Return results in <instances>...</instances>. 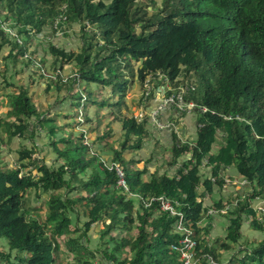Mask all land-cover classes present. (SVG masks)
I'll use <instances>...</instances> for the list:
<instances>
[{
    "label": "trees",
    "instance_id": "obj_1",
    "mask_svg": "<svg viewBox=\"0 0 264 264\" xmlns=\"http://www.w3.org/2000/svg\"><path fill=\"white\" fill-rule=\"evenodd\" d=\"M59 14L69 24L82 23V47L75 52L50 45L52 68L74 65L78 85H73L76 78L62 81L32 71L45 82L49 95L69 102L71 112L62 114L66 122L50 112L51 105L34 100L23 82L8 83L9 92L0 90L9 109L0 120V142L26 138L33 117L50 135L59 163L47 166L32 157L36 149L22 147L16 151L18 167L0 166V240L8 247H0V264H104L101 258L110 264H184L172 248L181 237L176 229L179 216L161 210L158 201L135 206L127 189L116 186V171L88 152L90 145L81 141L84 134L73 136L82 99L89 138L95 136L93 143L112 153L111 162L121 169L130 193L144 201L167 198L182 214L196 242L194 258L203 255L202 262L211 264L206 261L210 256L221 264L224 254L240 245L242 249L222 264H264V237L242 232L247 222L249 230L264 233V215L257 219L250 202L264 200V0H162L151 13L140 0H0V18L24 39L26 48ZM4 46L10 47L3 59L10 60L11 67L37 68L0 27V50ZM8 65L0 69L3 82L8 80ZM158 73L172 83L177 76L193 78L196 90L189 99L208 111L197 114L201 126L194 140L172 133L165 161L173 174L157 169L146 176L147 167H137L143 159L134 153L153 137L145 121L121 110L133 77L143 86L148 75L157 78ZM150 83L152 95L156 85ZM115 121L124 131L120 149L113 147ZM215 143L219 146L212 153ZM202 167L210 169L209 176L203 177ZM228 167L244 179L248 195L237 203L233 200L240 196L204 205L205 196L225 186L223 172ZM229 177L230 182L236 179ZM33 190L37 197L39 191L47 194L39 206L30 203ZM210 210L228 219L224 238L210 239ZM72 214L86 219L84 229L73 224ZM202 221L206 223L200 226ZM95 223L104 224L99 255L80 236L84 239Z\"/></svg>",
    "mask_w": 264,
    "mask_h": 264
},
{
    "label": "rangeland",
    "instance_id": "obj_2",
    "mask_svg": "<svg viewBox=\"0 0 264 264\" xmlns=\"http://www.w3.org/2000/svg\"><path fill=\"white\" fill-rule=\"evenodd\" d=\"M141 2L145 3L147 5V10L149 13H151L152 10H156L160 5L162 0H155V4L152 5L150 0H140ZM64 5L61 9H63ZM59 16V17H58ZM54 22L52 24H49L45 27H43L42 31L36 36H32L30 38V44L29 47L26 48V43L24 39L17 33V31L8 25V23L5 21V18L1 16L0 18V27L7 31L9 33L10 39L13 43L19 44V49H23L24 57L27 59H33L34 65L37 66V68L33 66L26 67L24 64H19L16 69L11 67V61H5L3 59L8 54V51H10L9 46H4L0 50V69L3 70L5 66V62H9V65L7 66V71L4 72L6 74V77L8 78L7 82H3L2 76H0V90L5 88L7 92L12 90V88L8 87V83H14V84H20L24 83L27 84V86H30L29 93L32 94L34 100L37 102H41L44 105H51L50 112H55L58 115V120L60 123L66 122V119L62 116L63 113H69L71 112L69 102L67 100L60 101V99H55V97H52L49 95L45 88L46 84L45 82L38 76L35 75L38 72H41L43 76L51 77L52 79L55 78V76L62 79V81H68L69 78H76V83L73 85H78V78L76 74L73 71L74 65H65L62 70H55L52 68V56L51 52L49 51V46L54 45L56 48L64 49L65 51H75L79 52L82 47V40H81V27L82 23L79 22H71L70 24L65 20L66 17L64 15H58ZM56 29V31H53ZM91 30V29H90ZM34 53V54H33ZM23 57V58H24ZM45 59V63L41 61V59ZM25 59V58H24ZM32 60V61H33ZM136 66V63H135ZM15 70L19 71L18 74L15 73ZM32 70H36L35 74ZM33 77V80L31 79ZM3 82V83H2ZM133 84L129 85V91L127 92V95L125 97V105L122 106V112L124 114H127L128 116H136L139 108V103L143 96V86L139 84L136 75L132 79ZM170 84H173L169 81ZM52 84V82H50ZM154 84L156 87H154L153 96H157L158 98L165 96L168 89H170V85H166L165 83H160V79H157L154 81ZM158 88V89H157ZM80 89V88H78ZM104 93L107 94V89L104 90ZM4 98L3 103L0 102V120L1 118H4L7 115V112L9 109L6 106L7 99L1 94L0 92V98ZM144 100V99H143ZM83 99L80 102L79 107V114L77 116V122L78 125L73 127V136H78L80 132H82L83 138L82 143H86L90 145L88 152L91 155H96L98 162H101L102 165L106 168H115V164H112L111 162V152H107L105 150H102V147L98 145L97 143H93L92 138H89L88 133L86 132V122L84 121L85 112L82 108L83 106ZM94 107H91L89 109V112H87V115L90 116L93 114ZM170 110V109H169ZM167 116L168 114L161 113V117ZM137 120V119H136ZM179 120V119H178ZM138 121V120H137ZM163 121V120H162ZM180 121V120H179ZM29 127L27 130V137L26 138H19L14 137L11 142L5 143V140L3 142H0V166L4 164L7 169H11L13 167L19 166V160L17 159V150L20 148H26V149H36L35 152L32 154V157H35L45 163L47 166H58L59 163H56L55 160V153L52 150V147L50 146V135L48 134L46 128L41 127L39 123H37L35 118H29ZM161 122V121H160ZM164 123L167 121H163ZM162 122V125H165ZM106 123V122H105ZM173 123V122H168ZM175 126H171V128H166L164 131H153L151 128V124L146 123L147 128L152 132L153 139L149 140L147 143H145L141 149L135 151L134 155L135 157H141L143 160L137 164V167L139 166L142 168L143 166H146L148 169L149 175L151 172L158 169V173H162L163 171L167 170L169 174H173L172 168L167 166L165 158H166V150L165 148H169L172 144L170 135L168 134L170 131L167 129H174L175 132L178 133L179 139H183V131L181 129L180 122L177 124L175 121L173 123ZM113 130H114V136H113V147L119 148V143L122 141V129L120 127V122L115 121L112 124ZM157 127V126H156ZM158 128V127H157ZM181 129V130H180ZM148 130V131H149ZM161 130V129H160ZM163 130V129H162ZM56 138H61L62 134L57 133ZM155 137V138H154ZM190 138V137H189ZM189 140V139H188ZM222 140V138H221ZM219 140V142L221 141ZM191 141V139H190ZM111 144V143H110ZM118 145V146H117ZM221 145V144H220ZM212 153H215L217 151V147L219 146V143H215L212 145ZM133 154V153H131ZM99 157H98V156ZM123 156L127 159H129V151H125L123 153ZM189 156V155H188ZM188 156L182 157L179 160H184ZM147 158H151L149 163H145L144 160ZM107 164V165H106ZM169 167V168H168ZM201 172L203 174V177L210 175V169L208 167H202ZM236 177V179L232 180L230 182V177ZM225 179V186L219 191L218 189H215L212 196H205L203 199L204 205H210L213 200H218L220 198L226 200L228 198L235 199L237 196H240L239 198L233 200L234 203H237L238 199H242L248 194L246 193L247 190H249L248 186L244 185V179H241L240 177H237L235 169H231L230 173L224 174ZM40 197L36 195V192L33 190L30 194V203L32 206H39L42 199L47 198V194L39 191ZM127 197L130 198L135 206L139 204V202L143 201L146 206L148 205L149 201L153 202L155 201L154 197H151L148 201H144L141 195L133 194L130 192H126ZM136 196V198L134 197ZM252 207L256 210L257 219H261V213L264 215V200L257 197L252 199L251 201ZM229 208V205L227 204L223 212H226ZM213 210H210L209 213H212ZM259 212V213H258ZM71 217L73 218V224H75L78 228L84 229L83 223L86 221L85 218L78 217L75 214H72ZM206 221H202L199 223L200 226L205 225ZM247 222L243 223L242 225V232L245 236L248 237H255V238H262L264 237V233L255 232L249 230ZM229 221L226 217L221 216L220 214H217L215 212L212 213V220L209 224V237L212 241L216 240L218 237L224 238L226 234V227L228 226ZM104 224L103 223H95L91 226V228L87 231L86 237L83 239V235H81L82 242H85V245L91 249L92 251H95L98 255L101 253V247H99V241H100V231L103 229ZM178 227L179 235L189 236L190 230L188 227L184 225V229ZM187 228V229H186ZM189 230V231H188ZM190 232V233H189ZM0 247L1 250L7 251L8 247L6 243L3 240H0ZM242 246L238 245L235 249L230 250L229 252H226L223 257V262L227 260V258L232 255L233 253H236L238 250H241ZM99 250V252H97ZM191 252H185L183 255L180 253L179 257L180 259L185 258L186 262L189 264H204L201 260V256H197L195 258L191 257ZM183 260V259H182ZM101 261L104 264H110L109 262H106L104 258H101ZM206 261L210 262L211 264H216L212 257L208 256L206 257ZM184 262V260H183ZM221 263V264H222Z\"/></svg>",
    "mask_w": 264,
    "mask_h": 264
},
{
    "label": "built area",
    "instance_id": "obj_3",
    "mask_svg": "<svg viewBox=\"0 0 264 264\" xmlns=\"http://www.w3.org/2000/svg\"><path fill=\"white\" fill-rule=\"evenodd\" d=\"M59 15H62V14H59ZM161 77L162 76L159 74V77H157V78H161ZM155 79L156 78H153L152 76H149V75L146 77V80H145V83H144V88H145L144 95H143V99L144 100H147V99L150 98V95H149V94H151L149 92V90L151 89L150 80L154 81ZM164 81H165V84L168 85V80L164 79ZM186 90H187V88H186ZM184 92H185L184 90L180 89V92L178 91L176 94L172 93V94H170L168 96L166 95V96H162L160 98H158L157 96H154V97L151 98V101L154 104L153 109H151L148 113H144L143 111H141L138 114H136V116H134V117L138 121H141L143 119L144 115H148L150 120L158 128H160V129H162V128L163 129L164 128H171V126H174L173 123H168V122L164 123L163 122L165 125H162V122L158 121L157 116H158V114L163 112L164 109H166V108L168 109L170 107H173V108L177 109L178 111H186L187 113L192 112L196 108V105L194 103H192V102L185 103V100L182 97ZM201 111H205V108H202ZM112 166H111V168L109 167V169L115 170L117 175H118V179L116 181V186L117 187H123V188L127 189V191H128V188H127L126 182L124 180L123 173H122L121 169L119 168L118 165H116L115 168H113ZM243 183H245V181ZM155 201L159 202L161 210L169 211L171 214H176V215L179 216L178 222L176 224V229L177 230H178V227L181 228L180 226H182V229L185 228L184 224H183V216H182V214L175 210V208L173 207L172 203L167 198L158 197V198H155ZM148 205H152V202L149 201ZM178 243L179 244L172 245V248L175 251H178L182 255L185 252H189L190 251L191 254H192L191 257L194 258V248H195L196 242L191 238V233H190L189 236L181 235ZM182 259L184 260V264H189L188 262H186L185 258H182Z\"/></svg>",
    "mask_w": 264,
    "mask_h": 264
},
{
    "label": "crops",
    "instance_id": "obj_4",
    "mask_svg": "<svg viewBox=\"0 0 264 264\" xmlns=\"http://www.w3.org/2000/svg\"><path fill=\"white\" fill-rule=\"evenodd\" d=\"M131 84H133V82L131 83ZM156 87V86H155ZM158 89V88H157ZM127 95V94H126ZM126 97V96H125ZM151 97V96H150ZM152 98V97H151ZM151 98H149V99H147V100H143V97H142V99H141V101H140V103H139V108H138V112H137V114L139 113V112H141V111H143L144 113H148L151 109H153V107H154V104H153V102L151 101ZM125 99V98H124ZM125 103H126V101H125ZM125 103H124V105H125ZM123 105V106H124ZM168 109H170V110H168ZM166 108V109H164L163 110V112H161V113H164L165 115L166 114H168V118H167V116H164L163 117V114H162V117L163 118H160L161 117V113L160 114H158V116H157V119H158V121H161V122H163V121H167V122H173L174 123V121L177 123V124H179V122H180V127H181V129H182V131H183V136H184V138L185 137H187L189 140L191 139V140H194L195 138H196V132H197V115L196 114H194L193 112H191V113H189V114H180L178 111H176L175 110V108H173V107H170V108ZM131 117V116H130ZM180 121H179V120ZM163 120V121H162ZM142 121H145V124L146 123H149V124H151V128H152V130L153 131H164V130H166V128H162L161 130H160V128H157L156 127V125L150 120V118L148 117V115H144V117H143V119H142ZM120 127H121V125H120ZM145 127L147 128V125H145ZM121 129H122V127H121ZM148 129V128H147ZM180 129V130H181ZM149 130V129H148ZM168 131H170L168 134L170 135V138H171V142H172V133L174 132V133H176L177 134V136L179 137V135H178V133L177 132H175L174 131V129H167ZM114 131V130H113ZM123 130H122V139H123ZM149 132L151 133V135H152V137L154 136L153 134H152V132L149 130ZM190 137V138H189ZM155 138V137H154ZM147 143V142H146ZM107 165V164H106ZM231 169H234V168H232V167H228L224 172H223V174H225V173H230V170Z\"/></svg>",
    "mask_w": 264,
    "mask_h": 264
},
{
    "label": "clouds",
    "instance_id": "obj_5",
    "mask_svg": "<svg viewBox=\"0 0 264 264\" xmlns=\"http://www.w3.org/2000/svg\"><path fill=\"white\" fill-rule=\"evenodd\" d=\"M159 74V73H158ZM162 77L161 78H156L155 80L157 79H160V83H165L164 79H167V76L166 75H163V74H160ZM154 80V81H155ZM184 80V81H183ZM177 81H183L181 83H176ZM194 79L193 78H190V80H185L184 78H181V76H177V78L174 79V83L173 84H170L169 83V80H168V85H170V89H168V91L166 92L167 94H165V96L167 95H170L172 93L176 94L178 91L180 92V89L184 90L185 92L183 93L182 97L183 99L185 100V103H189V102H192L196 105V108L192 111L194 114H202L204 112H207L208 111V108L206 106H203V105H200V104H197L194 100L192 99H189V96L190 94H192L193 92H195L196 90V86L195 84L193 83ZM177 85L178 87H174V85ZM187 88V90H186ZM143 90L145 91V88H144V85H143ZM177 90V91H176ZM168 92H171L170 94H168ZM143 95H144V92H143ZM151 97H154L153 96V93L152 95H150ZM143 97V96H142ZM150 97V98H151ZM84 101V100H83ZM202 108H205V111H201ZM176 111H178L177 109H175ZM180 114H189L187 113L186 111H178ZM175 126V125H174ZM201 125L197 123V129L200 127ZM220 135V134H219ZM218 135V138H222L221 136Z\"/></svg>",
    "mask_w": 264,
    "mask_h": 264
},
{
    "label": "water",
    "instance_id": "obj_6",
    "mask_svg": "<svg viewBox=\"0 0 264 264\" xmlns=\"http://www.w3.org/2000/svg\"><path fill=\"white\" fill-rule=\"evenodd\" d=\"M81 236V235H80Z\"/></svg>",
    "mask_w": 264,
    "mask_h": 264
}]
</instances>
